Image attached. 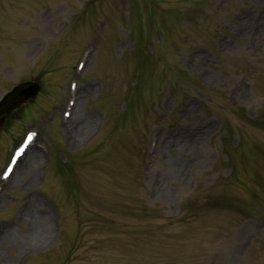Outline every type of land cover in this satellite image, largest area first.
<instances>
[{"label": "rangeland", "instance_id": "obj_1", "mask_svg": "<svg viewBox=\"0 0 264 264\" xmlns=\"http://www.w3.org/2000/svg\"><path fill=\"white\" fill-rule=\"evenodd\" d=\"M26 81L0 264H264V0H0Z\"/></svg>", "mask_w": 264, "mask_h": 264}, {"label": "water", "instance_id": "obj_2", "mask_svg": "<svg viewBox=\"0 0 264 264\" xmlns=\"http://www.w3.org/2000/svg\"><path fill=\"white\" fill-rule=\"evenodd\" d=\"M39 87L33 81H26L15 86L0 101V126L12 112L37 94Z\"/></svg>", "mask_w": 264, "mask_h": 264}, {"label": "bare ground", "instance_id": "obj_3", "mask_svg": "<svg viewBox=\"0 0 264 264\" xmlns=\"http://www.w3.org/2000/svg\"><path fill=\"white\" fill-rule=\"evenodd\" d=\"M77 100H78V99H77ZM77 100H76V106H77ZM76 106H75V107H76ZM75 107H74V108H75ZM72 113H73V112H72ZM70 117H72V114H71ZM27 153H28V149H27V150L25 151V153L23 154V158H24V159H25ZM19 163L23 164V161H22L21 158L19 159V161H17L16 164L19 165ZM21 164L19 165L20 168H21ZM18 165H16V166H17L16 169L13 170V172H12V174L10 175V178L8 179L7 182H10L11 178H12V177L14 176V174L17 172V170H18V168H19ZM18 171H19V170H18ZM37 226H38V227H36L37 229H38L39 227H42V228H43V227L46 226V231H47V227L50 226V225H49L48 220H45V221H44V220H42V221L40 220L39 223L37 224ZM11 238L13 239L14 237L12 236Z\"/></svg>", "mask_w": 264, "mask_h": 264}]
</instances>
